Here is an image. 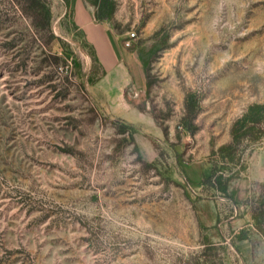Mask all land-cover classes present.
Returning a JSON list of instances; mask_svg holds the SVG:
<instances>
[{"label":"rangeland","instance_id":"obj_1","mask_svg":"<svg viewBox=\"0 0 264 264\" xmlns=\"http://www.w3.org/2000/svg\"><path fill=\"white\" fill-rule=\"evenodd\" d=\"M83 1L95 12L100 2L115 31L136 32L147 88L131 101L146 112L126 120L97 88L105 70L73 21L75 0H49L58 63L31 19L0 0V264H186L220 243L199 211L213 196L224 219L247 224L237 237L264 239V172L253 164L264 110L220 151L264 104V0ZM193 161L240 182L239 205L228 189L196 194Z\"/></svg>","mask_w":264,"mask_h":264},{"label":"crops","instance_id":"obj_2","mask_svg":"<svg viewBox=\"0 0 264 264\" xmlns=\"http://www.w3.org/2000/svg\"><path fill=\"white\" fill-rule=\"evenodd\" d=\"M72 12L77 30H80L92 43L105 70L98 80L97 88L105 92L109 103L124 106L123 112L119 114L124 119L128 120L125 112H135L138 115L145 113V110L136 107L131 101L147 88L146 64L135 43L136 38H130L127 34L115 31L106 18H97L95 9L83 0H75ZM253 164L258 174L264 172V158L256 157ZM185 168L186 178L196 194L207 189L203 179L211 174L210 163L193 161ZM241 185L240 182L229 181L228 190L233 199L238 202L237 205L246 193ZM213 198L214 196L199 199V211L203 224L210 228L218 242L228 243L233 247L240 264H264V239L256 231H252L247 236L237 237L236 234L247 224L237 215L224 219L219 211L217 200ZM223 224L229 228L228 236L222 233Z\"/></svg>","mask_w":264,"mask_h":264},{"label":"trees","instance_id":"obj_3","mask_svg":"<svg viewBox=\"0 0 264 264\" xmlns=\"http://www.w3.org/2000/svg\"><path fill=\"white\" fill-rule=\"evenodd\" d=\"M21 9L22 13L31 19V23L39 33L43 45L48 49V56L53 62L58 63L60 56L53 52L54 46L61 41L51 27L52 10L49 0H13ZM104 7V6H103ZM102 7L99 2V8L96 11L97 18L103 19L109 17L110 13ZM253 113L248 116L239 117L232 125V142L221 146L220 151L223 153L235 143L240 142L248 130L253 127L251 120L254 112L264 110V104L253 105ZM229 178L224 172H218L215 167L211 174L203 179V184L209 188H215L226 192L228 189ZM204 247L188 257L186 264H229L228 250L224 243L205 242Z\"/></svg>","mask_w":264,"mask_h":264},{"label":"built area","instance_id":"obj_4","mask_svg":"<svg viewBox=\"0 0 264 264\" xmlns=\"http://www.w3.org/2000/svg\"><path fill=\"white\" fill-rule=\"evenodd\" d=\"M129 36H130V38H136L137 34L135 31H131Z\"/></svg>","mask_w":264,"mask_h":264}]
</instances>
